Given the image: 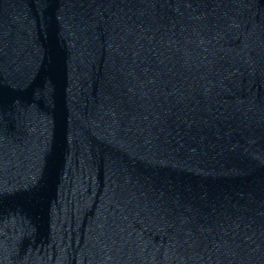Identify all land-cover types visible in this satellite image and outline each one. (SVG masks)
Instances as JSON below:
<instances>
[{
  "label": "water",
  "instance_id": "95a60500",
  "mask_svg": "<svg viewBox=\"0 0 264 264\" xmlns=\"http://www.w3.org/2000/svg\"><path fill=\"white\" fill-rule=\"evenodd\" d=\"M0 264H264V0H0Z\"/></svg>",
  "mask_w": 264,
  "mask_h": 264
}]
</instances>
